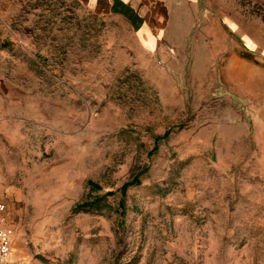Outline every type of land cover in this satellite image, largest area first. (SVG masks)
<instances>
[{"label":"rangeland","instance_id":"1","mask_svg":"<svg viewBox=\"0 0 264 264\" xmlns=\"http://www.w3.org/2000/svg\"><path fill=\"white\" fill-rule=\"evenodd\" d=\"M167 4L147 29L81 0H0L11 258L264 264V48L246 45L264 47V0Z\"/></svg>","mask_w":264,"mask_h":264},{"label":"crops","instance_id":"2","mask_svg":"<svg viewBox=\"0 0 264 264\" xmlns=\"http://www.w3.org/2000/svg\"><path fill=\"white\" fill-rule=\"evenodd\" d=\"M85 4L109 13L118 11L129 12L132 19L136 20L143 28L153 29L156 23H163L169 11L167 0H81ZM145 26V27H144ZM152 26V27H151ZM252 46L247 48L254 50L258 47L262 50L264 47L260 43L252 41ZM21 258V257H19Z\"/></svg>","mask_w":264,"mask_h":264},{"label":"built area","instance_id":"3","mask_svg":"<svg viewBox=\"0 0 264 264\" xmlns=\"http://www.w3.org/2000/svg\"><path fill=\"white\" fill-rule=\"evenodd\" d=\"M6 204L0 202V213L6 210ZM12 253V233L5 225L4 217L0 216V264H29L23 259L11 258Z\"/></svg>","mask_w":264,"mask_h":264},{"label":"trees","instance_id":"4","mask_svg":"<svg viewBox=\"0 0 264 264\" xmlns=\"http://www.w3.org/2000/svg\"><path fill=\"white\" fill-rule=\"evenodd\" d=\"M139 176H136L131 182H128L126 184H124L123 186V193L125 194L127 189L131 186V185H135V184H140V179H139ZM114 194V191H108L105 195L103 196H98L94 201H86V202H82V203H79L76 208H87L89 206H100V203L103 201V199L106 197V196H109V195H113Z\"/></svg>","mask_w":264,"mask_h":264}]
</instances>
